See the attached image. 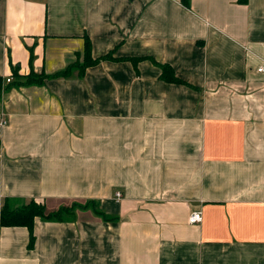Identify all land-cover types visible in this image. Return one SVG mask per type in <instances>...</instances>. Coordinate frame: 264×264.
<instances>
[{
  "label": "crops",
  "instance_id": "1",
  "mask_svg": "<svg viewBox=\"0 0 264 264\" xmlns=\"http://www.w3.org/2000/svg\"><path fill=\"white\" fill-rule=\"evenodd\" d=\"M188 3L0 0V207L91 202L0 264H264V0Z\"/></svg>",
  "mask_w": 264,
  "mask_h": 264
},
{
  "label": "trees",
  "instance_id": "2",
  "mask_svg": "<svg viewBox=\"0 0 264 264\" xmlns=\"http://www.w3.org/2000/svg\"><path fill=\"white\" fill-rule=\"evenodd\" d=\"M189 0H181V2L188 6ZM239 3H246L247 0H237ZM84 60L82 63L76 62L75 64L69 66L65 70L58 72L53 75H44V74H35L31 72L27 76H19L17 73V69L15 67L12 68V75L15 79V83L20 84L22 86H32V85H41L45 79H55L60 77H69L73 70H78L80 75L83 74L84 70L87 67L95 65L100 60H106L107 56L93 59L90 54V43L86 38L85 46H84ZM161 79L171 82V83H179V80L175 77L172 69L168 65H161ZM1 96V92H0ZM89 201L84 204L80 203H72L69 205H64L59 207L56 210H48L44 204H39L33 200L25 201L21 204L14 205L9 201L5 202V204L0 207V228L2 227H25L29 231H32L33 222L35 218H40L44 221H53V222H63L68 219L74 218V213L77 210H88L90 208ZM103 214L102 212H98ZM33 236H30L31 246L33 242Z\"/></svg>",
  "mask_w": 264,
  "mask_h": 264
},
{
  "label": "built area",
  "instance_id": "3",
  "mask_svg": "<svg viewBox=\"0 0 264 264\" xmlns=\"http://www.w3.org/2000/svg\"><path fill=\"white\" fill-rule=\"evenodd\" d=\"M257 72L264 74V62L258 67ZM6 81L7 83H10L12 81V77L8 78ZM2 124L4 123L2 122ZM116 197L120 198V194L116 193ZM201 219H202V216L200 212H193L188 218V223L197 224L201 222Z\"/></svg>",
  "mask_w": 264,
  "mask_h": 264
},
{
  "label": "rangeland",
  "instance_id": "4",
  "mask_svg": "<svg viewBox=\"0 0 264 264\" xmlns=\"http://www.w3.org/2000/svg\"><path fill=\"white\" fill-rule=\"evenodd\" d=\"M47 208V207H46Z\"/></svg>",
  "mask_w": 264,
  "mask_h": 264
}]
</instances>
